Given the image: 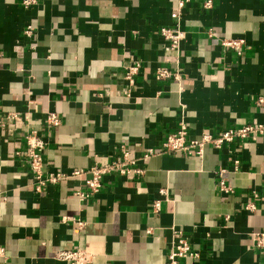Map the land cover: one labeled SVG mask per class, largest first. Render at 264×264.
Instances as JSON below:
<instances>
[{
  "label": "crops",
  "instance_id": "0c3cea01",
  "mask_svg": "<svg viewBox=\"0 0 264 264\" xmlns=\"http://www.w3.org/2000/svg\"><path fill=\"white\" fill-rule=\"evenodd\" d=\"M204 1L182 9L176 53L158 30L177 0H0V117L18 116L0 121V264H70L54 255L76 248L89 264H167L172 228L199 253L178 264H264L252 237L264 233V132L206 145L202 157L161 150L182 118L192 138L264 125V0ZM226 37L244 39L241 54L223 48ZM132 59L142 66L129 84ZM162 66L179 79L159 80ZM50 111L60 118L52 129ZM33 129L48 141L45 171L83 172L36 193L24 142ZM121 143L132 157L156 150L139 161L142 176L105 174L79 199L85 170L115 159ZM220 169L232 192L220 191Z\"/></svg>",
  "mask_w": 264,
  "mask_h": 264
},
{
  "label": "built area",
  "instance_id": "2783aa9c",
  "mask_svg": "<svg viewBox=\"0 0 264 264\" xmlns=\"http://www.w3.org/2000/svg\"><path fill=\"white\" fill-rule=\"evenodd\" d=\"M36 0H22V5L29 6L35 3ZM189 0H177L175 9L171 11L170 18L171 23L168 26H161L158 30L160 35L163 37L168 47L176 53H179L180 42L184 38V31L180 27L181 12L184 6ZM212 0H205L202 4L203 8L210 9L212 7ZM32 28L27 26L24 30L25 36H30ZM211 34V33H210ZM223 48L235 50L237 54H241L244 39L226 37L220 40ZM142 66V62L139 59H132L123 66V77L132 84L133 77L139 72ZM156 77L159 80H165L168 78L179 79V74L176 71L171 70L168 67L162 66L155 70ZM183 110V106H182ZM0 121L8 122L13 119H17L16 112H10L2 115ZM60 124V118L53 112H47L45 117V125L48 129H52ZM264 132V125L260 123H248L240 127L224 128L217 133L202 132L199 137H189L188 128L183 118L179 120L178 126L175 131L167 134L162 143L161 150L168 152H182L187 155H196L202 157L204 147L211 145L215 148H221L225 143L232 142L234 140L246 139L249 137H256ZM24 142L26 145L25 151V163L30 170L33 180V190L42 194L47 189L49 184H56L62 177H76L79 176L83 171L80 169H74L69 174L62 172H52L44 170V162L42 152L48 145V141L43 135H40L37 130H31L24 135ZM155 149L148 148L144 154L138 157H132L130 151L124 143L119 145L118 156L110 162L102 165L93 164L85 170L89 173V177L85 179L84 185L85 190L77 189L74 194L79 199L85 200L91 195L97 193L102 187V178L105 174L115 172L126 179L132 180L142 176L144 170L139 165V161L146 160L150 155L155 153ZM237 165L238 161H234ZM224 169L216 170L215 174L219 176L222 174ZM219 189L222 192H232L231 186L227 185L225 180L220 176L219 178ZM161 194L167 195V190L164 188L160 189ZM255 198L259 197V193L253 192ZM245 208L253 212L256 209V205L253 201L248 202ZM152 209L155 213L160 210V201L155 200L152 204ZM79 227L83 226L84 222L77 219ZM253 240L257 246L264 247V233L253 232ZM2 254V248L0 247V255ZM199 253L193 249L191 243L186 238L182 230L172 228V240L170 249L167 254V264H178V260L181 258H197ZM54 257L57 260L69 262L70 264H89L92 258V254L82 249H68L59 250L55 253Z\"/></svg>",
  "mask_w": 264,
  "mask_h": 264
}]
</instances>
